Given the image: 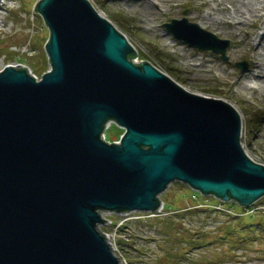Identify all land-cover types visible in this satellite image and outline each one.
Listing matches in <instances>:
<instances>
[{"label":"water","instance_id":"obj_1","mask_svg":"<svg viewBox=\"0 0 264 264\" xmlns=\"http://www.w3.org/2000/svg\"><path fill=\"white\" fill-rule=\"evenodd\" d=\"M35 10L50 70L39 81L0 71V264H121L102 212H155L174 181L244 208L264 197V164L245 153L231 104L130 60L134 47L88 0ZM164 26L227 61L229 40L187 17Z\"/></svg>","mask_w":264,"mask_h":264},{"label":"rangeland","instance_id":"obj_2","mask_svg":"<svg viewBox=\"0 0 264 264\" xmlns=\"http://www.w3.org/2000/svg\"><path fill=\"white\" fill-rule=\"evenodd\" d=\"M38 1L4 0L0 5V71L6 66L28 67L41 77L50 70L45 51L48 30L35 10ZM88 1L125 34L137 53L134 61H149L186 91L231 104L242 120L240 142L245 153L264 164V85L247 79L254 65L247 41L264 33L262 17L251 18L241 27L227 22L235 16L233 7H241L242 0ZM183 17L229 40L227 61L167 31L166 23ZM241 62L247 63L244 70L237 66ZM243 83L255 88L246 89ZM159 198L162 205L155 212H102L106 221L98 227L107 234L121 264H264L257 253L264 244L251 243L244 250L233 248L226 239L219 240L230 221L228 213L250 215L253 209L237 210L235 202H220L179 181L170 183ZM194 205L202 206L201 210L184 213ZM207 205L218 211L208 212ZM256 206L264 210V197Z\"/></svg>","mask_w":264,"mask_h":264},{"label":"trees","instance_id":"obj_3","mask_svg":"<svg viewBox=\"0 0 264 264\" xmlns=\"http://www.w3.org/2000/svg\"><path fill=\"white\" fill-rule=\"evenodd\" d=\"M121 23V22H120ZM123 26V25H122ZM48 30V29H47ZM49 40V31H48V39ZM46 42V43H47ZM130 60L133 61L134 56L130 55L128 57ZM147 61V60H146ZM49 62V59H48ZM50 65V63H49ZM261 117H264V115H261ZM260 119V118H258ZM121 135V134H120ZM117 138L116 140H118ZM192 190V189H190ZM193 191V190H192ZM197 192V191H196ZM235 208L237 210L240 209V211H245V209H241L238 204H234ZM196 206L195 208H189L184 213H197L201 210V206ZM205 210L208 212H215L218 211L215 208L208 207ZM238 213V212H237ZM230 218V221L227 225H225L221 237L218 238L219 240L226 239V242L231 243L232 247L235 249H243L248 248V245L251 243H256V245H262L264 244V210L255 211L251 213L250 215H243V214H227ZM201 243V242H200ZM202 244V243H201ZM258 255L264 260V249H259L257 251ZM229 252V256H230ZM180 257V256H179ZM178 257V258H179ZM179 263V262H178ZM199 264V263H198Z\"/></svg>","mask_w":264,"mask_h":264},{"label":"bare ground","instance_id":"obj_4","mask_svg":"<svg viewBox=\"0 0 264 264\" xmlns=\"http://www.w3.org/2000/svg\"><path fill=\"white\" fill-rule=\"evenodd\" d=\"M143 1L148 2V0ZM222 1L224 0H221V2ZM3 3L4 0H0V5H2ZM226 6V4H222V9H226ZM232 11L234 12L235 16L230 18L232 20H227V22H231L234 26L241 27L244 24L248 23L251 18L258 16L262 17L264 22V0H242L241 7L236 5L233 7ZM200 24L202 25V23ZM247 43L252 46V55L254 57V65H252L251 69L248 71L247 79L253 81L255 85H264V33L260 35L257 34L254 37H251L247 41ZM253 86L254 85H250L249 83H243V87H245L246 89L255 88ZM102 217L104 219V222L101 224H104L106 220L103 215ZM108 239L109 238L107 237V240ZM108 242L112 248V251L114 252L112 243L109 240Z\"/></svg>","mask_w":264,"mask_h":264},{"label":"built area","instance_id":"obj_5","mask_svg":"<svg viewBox=\"0 0 264 264\" xmlns=\"http://www.w3.org/2000/svg\"><path fill=\"white\" fill-rule=\"evenodd\" d=\"M120 31V30H119ZM121 32V31H120ZM122 34H124L123 32H121ZM125 35V34H124ZM133 62H138V61H133ZM27 71H28V73L35 79V80H37V81H39L40 79H41V77H39L37 74H35L34 72H33V70L31 69V68H27ZM126 213H129V212H125L124 214H126ZM141 216H143V215H141ZM137 218V217H136ZM101 231V230H100ZM103 233V232H102ZM105 236H106V238L108 237L107 236V234L106 233H103ZM109 240V239H108Z\"/></svg>","mask_w":264,"mask_h":264}]
</instances>
